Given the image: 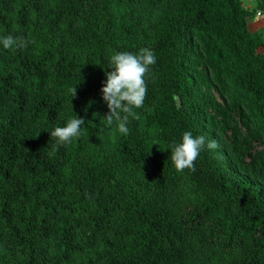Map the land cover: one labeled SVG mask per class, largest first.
I'll use <instances>...</instances> for the list:
<instances>
[{
	"label": "trees",
	"instance_id": "obj_1",
	"mask_svg": "<svg viewBox=\"0 0 264 264\" xmlns=\"http://www.w3.org/2000/svg\"><path fill=\"white\" fill-rule=\"evenodd\" d=\"M243 0H0V264H264V36ZM150 49L139 119L108 58ZM76 94L73 96V89ZM83 118L81 135L50 132ZM216 141L178 172L170 146Z\"/></svg>",
	"mask_w": 264,
	"mask_h": 264
},
{
	"label": "clouds",
	"instance_id": "obj_2",
	"mask_svg": "<svg viewBox=\"0 0 264 264\" xmlns=\"http://www.w3.org/2000/svg\"><path fill=\"white\" fill-rule=\"evenodd\" d=\"M30 41L23 37H13L8 35L0 38V44L4 49L15 47H26ZM156 63V57L148 48H141L138 53L119 51L108 58L107 67L112 68L106 71V81L101 88L103 101L106 102L109 109L104 117L106 125L111 126L114 123L117 130L127 135L129 119H139L134 109L142 108L147 94V85L145 76L149 73L150 67ZM76 94V88L73 89V96ZM84 124L83 118H71L67 120L64 126H57L51 130L50 135L58 144H70L74 138L81 135V126ZM216 149V141H208L201 136L194 137L190 131L183 133L182 140L179 143H173L170 146V159L178 172L185 169L194 170V162L205 148Z\"/></svg>",
	"mask_w": 264,
	"mask_h": 264
},
{
	"label": "crops",
	"instance_id": "obj_3",
	"mask_svg": "<svg viewBox=\"0 0 264 264\" xmlns=\"http://www.w3.org/2000/svg\"><path fill=\"white\" fill-rule=\"evenodd\" d=\"M243 4L245 7L253 9L259 4V0H245ZM261 6L250 20L248 27L251 32L260 33L264 36V2Z\"/></svg>",
	"mask_w": 264,
	"mask_h": 264
},
{
	"label": "rangeland",
	"instance_id": "obj_4",
	"mask_svg": "<svg viewBox=\"0 0 264 264\" xmlns=\"http://www.w3.org/2000/svg\"><path fill=\"white\" fill-rule=\"evenodd\" d=\"M243 1H245V0H243ZM264 2V0H259V4L255 7V8H253V9H259V8H261L262 6H261V4ZM257 11V10H256ZM260 50H262L263 52H264V46H262L261 48H260Z\"/></svg>",
	"mask_w": 264,
	"mask_h": 264
},
{
	"label": "built area",
	"instance_id": "obj_5",
	"mask_svg": "<svg viewBox=\"0 0 264 264\" xmlns=\"http://www.w3.org/2000/svg\"><path fill=\"white\" fill-rule=\"evenodd\" d=\"M260 14V13H259Z\"/></svg>",
	"mask_w": 264,
	"mask_h": 264
}]
</instances>
